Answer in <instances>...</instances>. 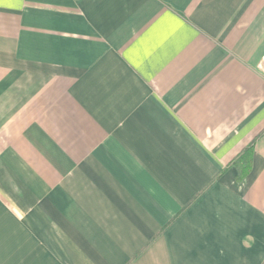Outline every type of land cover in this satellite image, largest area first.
<instances>
[{"label":"crops","instance_id":"crops-1","mask_svg":"<svg viewBox=\"0 0 264 264\" xmlns=\"http://www.w3.org/2000/svg\"><path fill=\"white\" fill-rule=\"evenodd\" d=\"M0 264H264V0H0Z\"/></svg>","mask_w":264,"mask_h":264},{"label":"trees","instance_id":"trees-1","mask_svg":"<svg viewBox=\"0 0 264 264\" xmlns=\"http://www.w3.org/2000/svg\"><path fill=\"white\" fill-rule=\"evenodd\" d=\"M253 140L231 161L229 166H234L237 171V179H242L251 169L253 155Z\"/></svg>","mask_w":264,"mask_h":264}]
</instances>
